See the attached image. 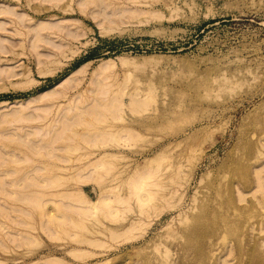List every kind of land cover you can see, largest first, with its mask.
<instances>
[{
    "label": "rangeland",
    "instance_id": "obj_1",
    "mask_svg": "<svg viewBox=\"0 0 264 264\" xmlns=\"http://www.w3.org/2000/svg\"><path fill=\"white\" fill-rule=\"evenodd\" d=\"M102 27H105L104 31ZM36 30L41 40L36 41L37 44L34 42L38 39L34 35ZM108 58L111 59L110 63L105 61ZM263 69L264 0H0V264H42L49 259L54 264L56 258V262L62 264H145L142 263L147 262L145 259H151L150 264H156L161 259L164 245L165 250L171 251L169 259L179 264L186 261L185 258L193 257L192 247L202 241L210 255L205 264H249L250 257L256 254L263 258L264 224H260V219L264 215V207L257 201L260 192H256L258 195L252 193L255 187L252 166L264 169V137L263 140L261 138L264 134V108L261 106L264 105ZM257 76L259 81L255 79L253 82L251 79ZM244 79L249 83L245 84ZM242 80L244 85L240 82ZM48 89L51 90L42 93ZM111 98L114 104L120 98L125 104L115 106ZM135 99L138 102L142 99L144 103H138L137 107ZM102 100L106 103L103 104ZM129 100L131 103L136 102L135 105L130 104ZM178 102H181L180 106ZM69 103L79 107L67 111ZM257 114L261 117L259 120H256ZM148 120H152V123ZM121 124L128 128L120 129ZM100 127H104V130ZM255 128H258V133H252V130L256 131ZM249 141H253L251 148L247 146ZM176 142L180 145L177 146ZM174 143L175 150H171ZM256 150H260L258 155L263 156L255 158ZM102 151L115 153L117 157H108L101 161L102 164L95 163L87 167L86 163L85 169L82 162H87ZM156 153L162 157L156 155L162 159L159 162L164 164H161V168V165L158 168L154 166L156 169L146 166L145 171L140 170L141 173L149 171L143 176L150 178L144 179L147 188L142 184V189H147V193L142 190V195H148V192L157 191L158 188L162 190L154 192L153 195L156 193L157 197L155 195L148 203L151 206H144L147 209L139 215L136 207L139 196H133L136 186L133 189L125 188L124 182L129 181L128 187H133V181L139 174V171L135 173L134 167L138 168L150 161ZM242 155L250 157L247 164L251 180L248 190L241 188L245 198L240 201L235 189L232 193L229 189L233 185L235 188L242 187L239 182L243 181V177L241 179L238 175L241 181L234 180L236 175H228V171L235 162L242 160ZM71 158L73 160L69 161ZM233 158L235 160L231 162ZM254 159H257L256 163ZM67 164L71 166L68 172L72 173L69 182L56 189L50 187V179L59 182L64 180L62 177L66 170L58 167ZM78 165L83 166L84 172ZM76 168L81 175L86 173V176L79 175ZM173 169L177 170L176 173ZM261 172L264 173V170ZM179 173L188 174L187 177L183 176L184 179L181 178L184 180H180L181 186L175 184ZM217 184L223 186L221 190ZM112 185L116 191L109 189ZM77 187L91 200H95L106 187L113 195H117L119 190L121 195L127 197L129 208L115 206V203V208H121L112 207L109 211L102 206L98 209L101 212L86 208L87 213L82 214L85 211L78 209L82 207L77 202L75 204ZM173 188L177 192L170 195ZM58 189L75 190V194L71 192L68 196L70 200L74 197L73 203H68L70 200L64 195L61 196L66 199L57 196L56 201L48 195L42 199L43 202L38 197V203L33 204L35 199L37 201V191L50 193ZM30 190H36L37 194L34 192V196ZM228 191L230 194H227ZM26 192H30L29 196H26ZM12 195L16 198H12ZM116 195L108 196L114 198ZM225 195L233 199L236 210L229 208V211L222 207L223 200L228 199ZM6 196L11 198L6 200ZM24 196L28 197L25 201L27 204L23 203ZM49 199L52 203L46 202ZM53 202L59 205L60 212ZM165 202L172 203V206L174 204V208ZM202 202L207 203V211L204 209V213H208L205 226L212 229L205 233L206 237L202 236V241L197 239L191 242V250H187L181 259L180 248L185 243L182 230L185 225L182 227L180 220L188 219L183 224L191 222L192 225L188 223L189 227L195 225L197 219L193 216L200 212ZM28 203H32L33 208ZM34 205L44 208L42 213L50 211L44 212L42 217L38 216L33 210L37 209ZM71 206L75 210L78 208L74 211ZM197 208L199 212L195 211ZM217 211H229L226 213L230 220L227 226L221 224L219 218L216 219ZM27 212H31L32 216ZM61 212L63 216L60 217ZM93 212L95 214H91ZM47 214L49 219L54 218L51 219L53 223L56 221L55 224L66 227L68 233L57 232L59 229L54 233L52 224H49L51 220L48 219V223L45 221ZM177 215L182 218H177ZM2 217H5L4 221ZM137 217L142 221L137 224L138 228L135 226L132 230L137 239L123 242V236L120 235L122 229ZM71 218L81 219L77 221L84 228L70 226ZM21 220L26 228L21 225ZM27 222L34 229L29 230ZM42 223H46V229ZM166 225L170 226L167 228ZM165 226L167 230H164ZM49 228L52 229L51 233L47 231ZM108 230L117 236L113 237ZM166 231L168 234H165ZM175 232H178L177 236ZM171 233L175 234L176 239ZM109 234H112V239L108 238ZM169 234L172 236H167ZM172 237L174 241L170 242ZM168 238L171 239L168 241ZM206 238H209L208 241L213 240L208 243H213L210 248ZM77 239H97V243H79ZM241 244L243 247L245 245L246 250ZM158 246L161 251L157 249L156 253ZM75 247L86 251L76 256L73 252Z\"/></svg>",
    "mask_w": 264,
    "mask_h": 264
},
{
    "label": "bare ground",
    "instance_id": "obj_2",
    "mask_svg": "<svg viewBox=\"0 0 264 264\" xmlns=\"http://www.w3.org/2000/svg\"><path fill=\"white\" fill-rule=\"evenodd\" d=\"M103 3V2H102ZM98 4V3H97ZM125 12H126V10H125ZM105 28V27H104ZM103 27H102V29L101 30H103L104 29ZM104 31V30H103ZM105 31H108V29L107 30H105ZM34 35H35V37H36V39L37 40H34V42L36 43V41H41L40 40V35H39V31L38 30H36L35 32H34ZM34 43V44H35ZM37 44V43H36ZM36 46V45H35ZM34 46V47H35ZM150 58V57H149ZM134 59V58H133ZM105 61H109V63L111 62V59L110 58H108V59H105ZM104 61V62H105ZM103 62V63H104ZM264 70V69H263ZM263 70H262V73H263ZM261 73V72H260ZM245 75H247V73L245 74ZM249 75V74H248ZM250 76V75H249ZM251 77V76H250ZM249 77V78H250ZM252 77H254V76H252ZM251 77V78H252ZM263 77V76H262ZM261 77V78H262ZM222 78V77H221ZM223 79V78H222ZM254 79V80H253ZM253 79H251L253 82H255V79L257 80L256 82H258L259 80H258V76H257V78H253ZM263 79H264V77H263ZM241 80V79H240ZM248 80V79H247ZM250 80V81H251ZM244 81H245V79H244ZM244 81L242 80V81H240V82H243V84L242 85H244ZM251 81V83H253ZM260 81H261V79H260ZM264 81V80H263ZM247 81H245V84H248V83H246ZM262 82V81H261ZM259 84H261V83H259ZM251 85V84H250ZM253 86H254V84H252ZM245 86H247V85H245ZM255 86H256V84H255ZM258 86V85H257ZM264 86V85H263ZM55 87H57V86H55ZM248 87H249V85H248ZM51 89H48V90H46V91H43L42 93H47L48 91H50ZM254 93V92H253ZM256 93V92H255ZM261 93V92H260ZM116 94V93H115ZM255 95V94H254ZM253 96V95H252ZM257 96V95H256ZM263 96V95H262ZM113 97L114 98H118V96L116 97V96H114L113 95ZM142 97V96H141ZM106 99V101H107V98H105ZM104 99V100H105ZM130 99H131V97H130ZM260 99H261V97H260ZM109 100V99H108ZM121 98H120V101H118L117 102V100H116V102L117 103H115V104H121V105H124L125 103L122 101L121 102ZM137 99H135V101H136ZM139 100V99H138ZM106 101H105V103H106ZM111 103H113L112 101H114L112 98H111ZM131 101H134V98L133 99H131ZM131 101L129 100V102H130V104H132V105H135L134 103H136L137 102V107H138V103L141 105V103L140 102H142V99H141V101L140 102H138V101H136V102H133V103H131ZM262 101V100H261ZM115 102V101H114ZM120 102V103H119ZM102 103H103V100H102ZM101 103V104H102ZM105 103H103V104H105ZM108 103V102H107ZM123 103V104H122ZM142 103H144V102H142ZM114 104V103H113ZM114 104V105H115ZM129 104V103H128ZM180 104H181V102H180ZM180 104H179V102H178V104L177 105H179L180 106ZM76 106L77 105H75V107H74V104L73 103H69L68 104V107H67V111L68 110H73L74 111V108H76ZM116 106V105H115ZM118 106H120V105H118ZM187 106H188V104H187ZM186 106V107H187ZM261 106H263V108H264V105H261ZM260 106V107H261ZM74 107V108H73ZM77 107H79V106H77ZM176 107V106H175ZM178 107V106H177ZM252 107V106H251ZM119 108H121V107H119ZM183 108V107H182ZM258 108V107H257ZM175 109V108H174ZM178 108H176L175 110H177ZM184 109V108H183ZM188 109V108H187ZM254 109V111H255V108H253ZM262 109V108H261ZM139 110V109H138ZM179 110V109H178ZM177 110V111H178ZM181 110V109H180ZM260 110V109H259ZM259 110H258V112H259ZM75 111H77V110H75ZM97 111V110H96ZM118 111H120V110H118ZM164 113H165V111L164 110H162ZM261 111V110H260ZM264 111V110H263ZM262 111V112H263ZM176 112V111H175ZM155 113V112H154ZM153 113V114H154ZM162 113V112H161ZM174 113V112H173ZM257 112H255V114H256ZM152 114V115H153ZM168 114V113H167ZM175 114V113H174ZM183 114V113H182ZM160 115V114H159ZM165 115V114H164ZM169 115H170V111H169ZM193 115V114H192ZM254 115V114H253ZM252 115V116H253ZM258 115V114H257ZM257 115H256V117H257ZM173 116V115H172ZM149 118L151 119V117L149 116ZM148 118V119H149ZM165 118V117H164ZM193 118V117H192ZM255 118V117H254ZM261 118V117H260ZM259 118V115H258V117L256 118V120L258 119H260ZM156 119V118H155ZM157 119H159V118H157ZM253 119V118H252ZM163 121H164V119H162ZM243 120V119H242ZM262 120V119H261ZM260 120V121H261ZM147 121V120H146ZM148 121H150V120H148ZM160 121V120H159ZM167 121V120H166ZM254 121V120H253ZM151 123H152V120L150 121ZM154 122H155V120H154ZM156 122H157V120H156ZM169 122V121H168ZM251 119H250V124H251ZM51 123V122H50ZM150 123V124H151ZM166 123V122H165ZM170 123V122H169ZM257 124H258V122H256ZM255 123V124H256ZM261 123V122H260ZM260 123H259V126H260ZM125 124V123H124ZM145 124H148V123H145ZM154 125H155V123H154ZM153 125V126H154ZM160 125V124H159ZM159 125H157V126H159ZM163 125V124H162ZM252 125H253V123H252ZM262 125H263V122H262ZM45 126H47V125H45ZM49 126H51V125H49ZM151 126V125H150ZM156 126V125H155ZM251 126V125H250ZM255 126V125H254ZM244 126H242V128H243ZM257 127V126H256ZM264 127V125L262 126V128ZM101 128V127H100ZM104 128V127H103ZM103 128H101L102 130H104ZM109 128L110 127H108L107 128V130H109ZM125 129V128H128L126 125H120V129ZM182 128V127H181ZM250 128V127H249ZM258 128H260V127H258ZM258 128H257V130H258ZM46 129V128H45ZM50 129V128H49ZM183 129V128H182ZM181 129V130H182ZM186 129V128H185ZM184 129V130H185ZM99 130V129H98ZM101 130V131H102ZM106 130V129H105ZM244 130V129H243ZM255 130H256V128H255ZM257 130L256 131H254V130H252L253 132L252 133H258L257 132ZM46 131V130H45ZM180 131V130H179ZM247 130H245V132H246ZM49 132V131H48ZM183 132V131H182ZM248 132V131H247ZM45 133H47V132H45ZM180 133V132H179ZM243 133V132H242ZM263 133V132H262ZM261 133V134H262ZM186 135H188V134H186ZM192 135V134H191ZM191 135H188V136H191ZM179 136V135H178ZM181 136V135H180ZM184 136V135H183ZM254 136V135H253ZM257 136V135H256ZM264 137V134L263 135H261V138H262V140H263V137ZM183 138H185V137H183ZM240 138V137H239ZM253 138V137H252ZM260 138V137H259ZM188 139H189V137H188ZM244 139V138H243ZM250 139V138H249ZM174 140V139H173ZM187 140V139H186ZM251 140V139H250ZM253 140V139H252ZM257 140H259V139H257ZM179 141V140H178ZM188 141V140H187ZM244 141V140H243ZM255 141V140H254ZM240 142V141H239ZM186 143V142H185ZM241 143V142H240ZM257 143H259V141L257 142ZM176 144H177V142H176ZM179 144V143H178ZM178 144H177V146H178ZM181 144H183V143H181ZM252 144H253V141L251 142V141H249L248 143H247V146L249 147V148H251L252 147ZM263 144V143H262ZM262 144H260V146L262 147ZM2 145V144H1ZM168 145V144H167ZM174 145V148L172 147L171 148V150H175V147H176V145H175V143L173 144ZM180 145V144H179ZM256 145V144H255ZM259 145V144H258ZM257 145V146H258ZM66 146V145H65ZM68 146H69V144H68ZM68 146H66V147H68ZM164 146V145H163ZM168 146H172V145H168ZM167 146V147H168ZM254 146V145H253ZM243 147V146H242ZM256 147V146H255ZM263 147H264V145H263ZM262 147V148H263ZM165 148V147H164ZM169 148V147H168ZM163 149V148H162ZM177 149V148H176ZM241 149H243L244 150V148H241ZM256 149V148H255ZM159 150V149H158ZM171 150H169L168 152H166V153H169ZM252 150V149H251ZM6 151V150H5ZM242 151V150H241ZM247 151V150H246ZM253 151V150H252ZM255 151V150H254ZM257 151V155H255V153H254V155H255V158H257L258 156H260V155H258V154H260V150H256ZM19 152H21V151H19ZM161 152L162 151H160V154H161ZM185 152V151H184ZM240 152V151H239ZM243 152V151H242ZM263 153H264V151H262ZM119 156H122V154H119V153H117ZM159 154V153H158ZM178 154V153H177ZM241 154V152L239 153V155ZM244 154V153H243ZM156 155H157V153L155 154V159H154V157L152 158V159H150V161H147V162H142V163H144L142 166H140V167H138V168H136V167H134L135 168V173H137V171H139L138 173V178H137V176L136 175H134V174H132V175H134V176H136V179H135V181H133V187L131 186V187H128L129 185V181H127V183H125L124 182V187L125 188H134V185L136 186L135 188H134V191H133V196L135 197V196H139L138 197V199H139V202H138V204H137V210H138V212H139V215L140 214H143V211H145L146 209L144 208V206L145 207H147V206H151V204L149 205L148 203H151L150 201L151 200H153V198H154V196L155 197H157V194L155 193V195H153L154 194V192H157L158 190H159V188L157 189V191H154V192H148V195H142V190H144V189H142V188H144L143 186H142V184H146V182H145V178H147V179H150V178H148L149 176H147V177H144L143 176V174H145V176H146V172H149V171H146L145 173H141L140 172V170H142V169H144V171H145V168H146V166H151V168L152 167H154V166H156L157 168L159 167V165H161V164H164L163 162H159V160L161 161L162 159H158V158H160L161 156L163 157L164 155H163V152H162V154H161V156H159V155H157V157H156ZM244 155H246V154H244ZM244 155H242V156H244ZM253 155V156H254ZM116 155H115V153H109V152H106V151H102V152H100L98 155H96L94 158H92V159H88V161L87 162H82L83 163V166H84V164H86L85 166L87 167V165L89 166V165H92V164H95V163H99V164H102V162H103V160H105L106 158H108V157H115ZM263 156V154L260 156V157H262ZM117 157V156H116ZM161 157V158H162ZM178 157V156H177ZM181 157V156H180ZM185 157V156H184ZM235 157V156H234ZM245 157V156H244ZM242 158V160H238L237 162H235V164H234V166H232V168H230L229 169V171H228V175L229 174H234V175H236L235 177H236V179L234 178V180H239V177L242 179V177H243V181H241V180H239V181H241V182H239L240 184H241V186L242 187H234V185H233V187H231L229 190H230V192L232 193V192H234V189H235V191H236V194L235 195H237V198H238V200H243L245 197H244V195H243V192H242V189L241 188H247L246 190H248L249 188V185H250V180L251 179H249V177H248V167H249V164H247V162L250 160V157H245V158ZM172 158H173V156H172ZM237 158H238V156H237ZM253 158V157H252ZM263 158L264 157H262V160H263ZM149 159V158H148ZM176 160H177V158H175ZM195 159V158H194ZM235 159H236V157H235ZM234 158H233V160L231 161V162H234V160H235ZM240 159V158H239ZM244 159V160H243ZM260 159V158H259ZM73 159L71 158V160H69V161H72ZM78 160H81L80 158L78 159ZM172 160V159H171ZM170 160V161H171ZM175 160V161H176ZM180 160H181V158H180ZM255 160V159H254ZM254 160L252 161V162H254ZM257 160V159H256ZM256 160H255V163H256ZM262 160H260V161H262ZM66 161H68V158L66 159ZM102 161V162H101ZM101 162V163H100ZM153 162V163H152ZM191 162H193V161H191ZM230 162V163H231ZM139 163V162H138ZM155 163V165H153ZM169 163V162H168ZM167 163V164H168ZM177 163V162H176ZM99 164H96V165H99ZM167 164H165V166L167 165ZM178 164H180V163H178ZM191 165L193 164V163H190ZM227 164V163H226ZM233 164V163H232ZM257 164H259V163H257ZM256 164V165H257ZM262 164V163H261ZM169 165V164H168ZM167 165V166H168ZM177 165V164H176ZM190 165V166H191ZM252 165V164H251ZM6 166V165H5ZM79 166H81V165H78V167ZM83 166H81V167H79V169L81 170L82 169V172H84L83 170ZM84 166V167H85ZM137 166V165H136ZM164 166V165H163ZM170 167H171V165H169ZM168 166V167H169ZM173 166V165H172ZM189 166V165H188ZM192 166H194V165H192ZM262 166H263V164H262ZM86 167H85V169H86ZM145 167V168H144ZM156 167H154L155 169H156ZM162 167V165L160 166V168ZM169 167V168H170ZM259 167V166H258ZM58 168H61V170H66V173L64 172V171H62L63 172V174L65 175V176H63L62 178L64 179L62 182H59L58 180H53V179H50L52 182H49L50 183V187H54V189H56V187H58V186H63L68 180H69V178L71 179V175L70 174H72V173H69L68 171L71 169V166L70 165H66V166H61V167H58ZM251 168V167H250ZM252 168H253V176H254V179H253V182H254V185H255V187H254V190H253V192L252 193H256L257 191L258 192H260V194H261V196H260V198H259V200H257L259 203H261V204H263V206L262 207H264V175H262V173L263 172H261V170H264V169H258V168H256L255 166H252ZM262 168V167H261ZM77 169V168H76ZM137 169V170H136ZM147 169V168H146ZM163 169H164V167H163ZM168 168H166V170H167ZM176 169V168H175ZM175 169H173V170H175ZM187 169H189V168H187ZM78 170V169H77ZM162 170V169H161ZM161 170H160V172H161ZM134 171V170H133ZM132 171V172H133ZM158 172H159V170H157ZM176 171L177 170H175L174 172L176 173ZM250 169H249V173H250ZM68 172V173H67ZM78 172H80L79 170H78ZM156 172V171H155ZM186 172H188V171H186ZM190 172V171H189ZM210 172V171H209ZM17 173H18V171H17ZM134 173V172H133ZM173 173V172H172ZM207 173V172H206ZM205 173V175H207ZM5 174V173H4ZM3 174V175H4ZM13 174V173H12ZM82 173L80 172V174L79 175H81ZM84 174V173H83ZM148 174V173H147ZM150 174V173H149ZM148 174V175H149ZM180 174L181 173H179V175H178V179H176V181H175V179L173 180V178H170V179H172L173 180V182L175 181V184L177 185V186H181V181L180 180H182L181 178H183L184 179V177L183 176H188V174H186V175H182L181 174V176H180ZM190 174H191V172H190ZM264 174V173H263ZM7 175H9V174H7ZM160 175V174H159ZM177 175V174H176ZM233 175V176H234ZM239 175V177H237ZM5 176V175H4ZM15 176V175H14ZM81 176H86V173L84 174V175H81ZM80 176V178H82ZM157 176H158V174H157ZM169 176H171V175H169ZM204 176V175H203ZM2 177V176H1ZM129 177H131V174L129 175ZM159 177V176H158ZM191 177V176H190ZM62 178L60 179V180H62ZM84 178V177H83ZM134 178V177H133ZM174 178H176V176L174 177ZM203 178V177H202ZM233 178V177H232ZM4 179V178H3ZM3 179H1V180H3ZM127 179H128V177H127ZM126 179V180H127ZM132 179V178H131ZM131 179H129L130 181H131ZM169 179V180H170ZM201 179V178H200ZM229 179H230V176H229ZM229 179H227V181H229ZM172 180H170V181H172ZM10 181V180H9ZM147 181V180H146ZM184 180H182V182H183ZM231 181H232V179H231ZM8 182V181H7ZM13 182V181H12ZM69 182V181H68ZM71 182V181H70ZM148 182V181H147ZM222 182V181H221ZM226 182V181H225ZM252 182V181H251ZM9 183H11V182H9ZM30 183V182H29ZM131 183L132 182H130V185H131ZM228 183H230V181L228 182ZM232 183V182H231ZM234 183V182H233ZM232 183V184H233ZM236 183H238V181L236 182ZM238 183V184H239ZM31 184H32V182H31ZM34 184V183H33ZM144 184V185H145ZM148 184L149 183H147V186H148ZM231 184V185H232ZM13 185V184H12ZM24 185H26V184H24ZM35 185V184H34ZM67 185V184H66ZM159 184L157 183V186H158ZM217 185H219V184H217ZM237 185V184H236ZM235 185V186H236ZM252 185V184H251ZM2 186H5L4 184L2 185ZM11 186V185H10ZM23 186V185H22ZM38 186V185H37ZM49 186V185H48ZM162 186V185H161ZM174 186V185H173ZM220 186V190H221V188L223 187L222 185H219ZM224 186H226L225 184H224ZM17 187V186H16ZM25 186H23V188H24ZM30 187H31V185H30ZM33 187V186H32ZM49 187V188H50ZM108 187V186H107ZM106 187V188H107ZM110 187V186H109ZM108 187V188H109ZM113 187V188H112ZM145 187H146V185H145ZM159 187H160V185H159ZM251 187H253V186H251ZM8 188V187H7ZM6 187H5V189H7ZM28 188V187H27ZM38 188V187H37ZM44 188V187H43ZM42 188V190H44ZM48 188V187H47ZM59 188V187H58ZM71 188V187H70ZM104 189V190H101L100 191V193H99V195L97 196V198L95 199V200H91V199H89L87 196H86V194L84 193V191L81 189V188H76V196L74 195V197H75V204H76V202H77V204L80 206V207H82V208H78V209H80L81 211H82V209L85 211V212H81V211H79L80 213H82V214H85V213H87V211H86V208H88L89 210L91 209V211L93 210L94 212L96 211H100V210H98V209H100V207H105L107 210H109V211H111L112 210V207L114 208V209H117V208H119L120 206L123 208V207H128L129 208V203H127L126 201H127V197H125V195H121L120 193V191L118 190L117 191V195L116 194H114V195H116L114 198H112V197H109V196H114L113 194H111V192H109L110 190H112L113 191V189H115L116 187H114L113 185L111 186V188H109L110 190H108V188L107 189ZM147 188V187H146ZM145 188V189H146ZM213 188V187H212ZM217 188H219V187H217ZM217 188H216V190H217ZM4 189V188H3ZM20 189V188H19ZM40 188H38V190H39ZM50 189H52L53 190V188H50ZM130 189H128V190H130ZM226 189V188H225ZM8 190H10V189H8ZM47 190V189H46ZM106 190V191H105ZM108 190V191H107ZM117 189H115L114 191H116ZM127 190V191H128ZM147 190V189H146ZM146 190H144L146 193H147V191ZM149 190V189H148ZM160 190H162L161 188H160ZM159 190V191H160ZM164 190V189H163ZM36 191V190H35ZM35 191H33V190H30V192H32V194L34 195V192ZM73 191H75V190H62V189H58L57 191H54V192H50V193H43V192H40V191H37V192H39V194H37V192H35V195H36V198H37V201H35L34 199H33V197H32V199L34 200L33 201V204H34V202H36V203H38V200L39 199H41V201H42V199L43 198H47V196L48 195H50V198L51 199H55V197L56 198H58V197H60L61 195H64V196H66L67 197V200L69 201L70 200V198H68V196H70L71 195V192H73ZM130 191H132V190H130ZM129 191V192H130ZM218 191H219V189H218ZM217 191V192H218ZM2 192H3V190H2ZM6 192V191H5ZM11 192V191H10ZM30 192H26V196H29V194L28 193H30ZM107 192H109V194L107 193ZM177 192V190H176V188H173V189H171V192L169 193L170 195H174L175 193ZM222 192V191H221ZM220 192V193H221ZM230 192L228 191L227 192V194H230ZM8 193V192H7ZM14 193V192H13ZM24 193V192H23ZM74 193V192H73ZM73 193H72V195H73ZM128 193V192H127ZM210 193V192H209ZM0 194H1V192H0ZM75 194V193H74ZM78 194V195H77ZM107 194V195H106ZM129 194H131V192L129 193ZM160 193H158V195H159ZM168 194V195H169ZM222 194V193H221ZM257 194V193H256ZM6 195V194H5ZM25 195V194H24ZM34 195V196H35ZM109 195V196H108ZM132 195V194H131ZM166 195H167V192H166ZM169 195V196H170ZM216 195H218V194H216ZM220 195V194H219ZM223 195V194H222ZM253 195H255V194H253ZM258 195V194H257ZM21 196V195H20ZM26 196H24V197H26ZM31 196V195H30ZM52 196H54V198L52 197ZM58 196V197H57ZM162 196H163V193H162ZM161 195H160V197H162ZM225 196H227V195H225ZM246 196V195H245ZM251 196H252V194H251ZM7 197V196H6ZM5 197V198H6ZM10 197V196H9ZM9 197H7V199L6 200H8V198ZM12 198H14L13 197V195L11 196ZM10 197V198H11ZM38 197H39V199H38ZM61 197H63V196H61ZM74 197H72L73 198V200H74ZM159 197V196H158ZM165 197V196H164ZM167 197V196H166ZM212 197V196H211ZM220 197V196H219ZM222 197V199L224 198L223 196H221ZM236 197V196H235ZM15 198H16V196H15ZM14 198V199H15ZM28 197H26L25 199H24V201H23V203L25 204L26 202L25 201H27L28 199H27ZM63 198H65V197H63ZM116 198V199H115ZM136 198V197H135ZM134 198V199H135ZM168 198V197H167ZM166 198V199H167ZM173 198H175V197H173ZM178 198V197H177ZM206 198V197H205ZM204 198V199H205ZM226 198H228L227 200L226 199H224L223 200V205H222V203H221V205H222V207H224V209L225 210H227V209H229V208H233V210H236L235 209V207H234V203H233V199L231 198V197H226ZM253 198V197H252ZM255 198V197H254ZM13 199V200H14ZM27 199V200H26ZM66 199V198H65ZM115 199V200H114ZM156 199V198H155ZM158 199H160V198H158ZM157 199V200H158ZM165 199V201H168V200H166ZM169 199V198H168ZM170 199H171V197H170ZM193 199V198H192ZM196 199V198H195ZM204 199H202L203 200V202H204ZM211 199V198H210ZM219 199V198H218ZM18 200V199H17ZM23 200V199H22ZM31 199H29V201H30ZM46 200V199H45ZM64 200V199H63ZM62 199H61V201H63ZM73 200H70V202H68V201H65V202H68V203H73L72 201ZM118 200V201H117ZM180 200V199H179ZM179 200H178V202H179ZM10 201V200H9ZM21 201V200H20ZM28 201V202H29ZM51 202L52 200H47L46 202L48 203V202ZM55 201H56V199H55ZM57 201H59V200H57ZM115 201H117V202H115ZM206 201V200H205ZM221 201V200H220ZM255 201V200H254ZM11 202V201H10ZM14 202V201H13ZM30 202H32V201H30ZM43 202V201H42ZM169 202H171V201H169ZM169 202H165L167 205H171ZM174 202V201H173ZM195 202V201H194ZM202 202V203H203ZM208 202V201H207ZM239 202V201H238ZM0 203H1V200H0ZM17 203V202H16ZM41 202H39V204H40ZM52 203V202H51ZM54 203H56V202H53V205H55ZM116 203V204H115ZM119 203V204H118ZM201 203V204H202ZM212 203L214 204V201H212ZM258 203V204H259ZM20 204V203H19ZM27 204V203H26ZM28 204H30V207L33 205L32 203H28ZM113 204H115V206L117 205H120L119 207H117V208H115V206H113ZM194 204V203H193ZM216 204V203H215ZM255 204H256V202H255ZM5 205V204H4ZM36 205V204H35ZM34 205V207H36ZM43 206H44V204H42ZM48 205V204H47ZM78 205H76V206H78ZM163 205V204H162ZM192 205V204H191ZM206 205H207V203H203L201 206H199L200 208V212H199V210H198V208H197V210H195V211H198L199 213H197L196 215H194L193 216V218L195 219H197V223L195 224V225H193V226H188V223L187 224H183V223H186L187 221H189L188 219H187V221L185 220V218H184V220H182L181 218V215H177L178 217L177 218H179V217H181V218H179V219H181L180 220V225L184 228L182 231H183V233L182 234H184V236H185V243L183 244V246H181V248H180V250H181V259H183V257L186 255H184V253H186V251L187 250H191V248H190V244H191V242H193V241H195V240H197V239H199V240H201L202 241V236L204 237H206V234L205 233H207L208 231L210 232L211 230L210 229H212L211 227L210 228H207L206 226H207V224H206V219L208 218V216H207V218H206V215L208 214H205L204 213V209L206 208ZM259 205V206H260ZM10 206V205H9ZM26 206V205H25ZM37 206H38V204H37ZM42 206V207H43ZM56 209L57 210H59L58 208V206L59 205H57V203H56ZM69 206V205H68ZM67 206V207H68ZM169 206H167V207H169ZM172 206V205H171ZM237 206H238V204H237ZM41 206L39 205V208L38 207H36L37 209H33L35 212H36V215H38V216H43V213L44 214H46V212H47V210L46 211H43V213H42V210L44 209H42V208H40ZM53 207V206H52ZM72 207V206H71ZM71 207H70V209H71ZM120 207V208H121ZM165 207V206H164ZM173 208H174V204H173V206H172ZM190 207V206H189ZM192 207V206H191ZM194 207H195V205H194ZM196 207H198V206H196ZM218 208V206H215V208ZM6 208V207H5ZM5 208H3V209H5ZM15 208V207H14ZM31 208H33V207H31ZM54 208V207H53ZM74 207H72V209L71 210H74V211H76L77 210V208H76V210L75 209H73ZM111 208V209H110ZM150 208V207H149ZM152 208V207H151ZM150 208V209H151ZM160 208H162V206L160 207ZM188 208V207H187ZM8 209V208H7ZM17 209H18V207H17ZM87 209V210H88ZM189 209V208H188ZM188 209H187V211H188ZM195 209V208H194ZM213 209V208H212ZM220 209H221V206H220ZM220 209H219V211H220ZM223 209V210H224ZM1 210V209H0ZM18 210H20V209H18ZM17 210V211H18ZM32 210V211H33ZM45 210V209H44ZM49 210V209H48ZM88 210V211H89ZM190 210V209H189ZM206 210V209H205ZM210 210H211V208H210ZM213 210H215V209H213ZM222 209H221V211H223ZM231 209H229V211H230ZM260 210V209H259ZM7 211V210H6ZM16 211V212H17ZM50 211V210H49ZM48 211V212H49ZM74 211H72V212H74ZM104 210H102V212H103ZM114 211V210H113ZM148 211V210H147ZM194 211V210H193ZM194 211V212H195ZM207 211V210H206ZM228 211V212H229ZM47 212V213H48ZM59 212H60V210H59ZM79 212H77V213H79ZM91 213V214H95V213ZM101 212V211H100ZM182 212V211H181ZM189 212V211H188ZM191 212V211H190ZM218 212V211H217ZM227 211H226V213H228ZM7 213H9V211L7 212ZM22 213V212H21ZM24 213V212H23ZM28 213V212H27ZM34 213V212H33ZM62 213V212H61ZM60 213V217L61 216H63V213L61 214ZM137 213V212H136ZM147 213V212H146ZM148 213H149V211H148ZM179 213H180V211H179ZM214 212L212 211V213H211V215L214 217V214H213ZM225 212H218V214H216V219L217 218H219V221H221L222 223L221 224H223L224 226H227L228 224H229V221H228V218H227V216L226 215H228V214H226ZM234 213H235V211H234ZM233 213V214H234ZM238 213V212H237ZM264 213V212H263ZM263 213H262V215H263ZM2 214V213H1ZM4 214V213H3ZM29 214V213H28ZM65 214V216L67 215L66 213H64ZM75 214V213H74ZM81 214V215H82ZM102 214V213H101ZM158 214H159V212H158ZM157 213H156V215L155 216H157L158 215ZM183 214V213H182ZM192 214V213H191ZM5 215V214H4ZM19 215V214H18ZM77 215V214H76ZM147 215V214H146ZM237 215V214H236ZM261 215V216H262ZM2 216V215H1ZM15 216H16V214H15ZM26 216V215H25ZM29 216L31 217L32 216V213L30 212V214H29ZM49 215L47 214V217H48ZM51 216V215H50ZM71 216V215H70ZM80 216V215H79ZM97 216V215H96ZM142 216H144V215H142ZM212 216H210V217H212ZM6 217V216H5ZM4 217V218H5ZM76 217V216H75ZM189 217V216H188ZM229 217H231V216H229ZM259 217V216H258ZM3 218V217H2ZM4 218H3V221H4ZM23 218V217H22ZM25 218V217H24ZM27 218H28V216H27ZM73 218V217H72ZM71 218V221H70V219H69V224H71L70 226H72V227H74L75 229H83L84 228V226H83V228H81L80 227V224H81V222H79V221H77V220H80L81 221V219H76V220H74V219H72ZM138 218V217H137ZM186 218H187V214H186ZM193 218H192V220H193ZM232 218V217H231ZM231 218H229V219H231ZM8 219V218H7ZM16 219V218H15ZM19 219H20V217H19ZM49 217L45 220L46 222L47 221H49V220H51V219H53L54 220V218H50L49 220ZM140 219L141 218H138V219H134V220H131L130 221V223L128 224V225H125V228L124 229H122L123 230V232L120 234V235H122L123 236V238H122V241L124 242V241H129V240H135V238L137 239V236L136 235H133L132 234V230L133 229H135L136 227H137V224L138 223H141L142 221H140ZM190 219V218H189ZM215 219V220H216ZM256 219V218H255ZM258 219V218H257ZM30 220V219H29ZM36 220V219H35ZM191 219H190V221H192ZM212 220V219H211ZM37 221V220H36ZM44 221V222H45ZM184 221H186V222H184ZM19 222V221H18ZM31 222V221H30ZM30 222H27V224L28 223H30ZM56 222V221H55ZM55 222L53 223L52 222V220L49 222V224H52V226H51V228L53 229H51V228H49V229H47V231L49 230H52V231H54V233H55V231H57L58 229V231L57 232H59L60 231V233L61 232H63L64 234L65 233H68V229L66 228V227H60L59 225H58V223H56L55 224ZM179 222V221H178ZM210 222V221H209ZM234 222V221H233ZM5 223V222H4ZM17 223V222H16ZM21 223H22V220H21ZM39 223V222H38ZM48 223V222H47ZM182 223V224H181ZM258 223V222H257ZM2 224V223H1ZM43 224V223H42ZM46 224V223H45ZM45 224H43V225H45ZM146 224V223H145ZM167 224H169V223H167ZM191 224V222L189 223V225ZM193 224H194V222H193ZM236 224V223H235ZM260 224H264V215L262 216V218L260 219ZM21 225H24L23 223L21 224ZM39 225V224H38ZM141 225V224H140ZM179 225V226H180ZM192 225V224H191ZM206 225V226H205ZM212 225V224H211ZM232 225V224H231ZM247 225V224H246ZM1 226V225H0ZM10 226V225H9ZM19 226V225H18ZM25 226V225H24ZM28 228H29V230L30 229H34L33 227V225L32 224H28ZM46 226V225H45ZM136 226V227H135ZM167 226V225H166ZM166 226H165V228H166ZM168 226H170V225H168ZM168 226H167V228H168ZM178 226V227H179ZM221 226V225H220ZM234 226V225H233ZM27 226H25V228H26ZM42 227V226H41ZM139 227V226H138ZM137 227V228H138ZM213 227H215V226H213ZM255 227V226H254ZM27 228V229H28ZM47 228V226L45 227V229ZM164 228V230H167V228L165 229ZM226 228H228V227H226ZM256 228V227H255ZM41 229V228H40ZM218 229V228H217ZM224 229H225V227H224ZM176 230H179V229H176ZM175 230V231H176ZM227 230V229H226ZM226 230H224V231H226ZM245 230V229H244ZM243 230V231H244ZM260 230H261V227H260ZM264 230V229H263ZM14 231H16V230H14ZM25 231V230H24ZM32 231V230H31ZM40 231V230H39ZM45 231V230H44ZM52 231H50V233L52 232ZM108 231H110V230H108ZM223 231V230H222ZM11 232V231H10ZM112 231H110V233H111ZM116 231H114V233H115ZM173 232V231H172ZM179 232V231H178ZM178 232H177V234H176V232H175V234H176V236L178 235ZM258 232V231H257ZM27 233H30V232H27ZM50 233H48L49 235H52V234H50ZM168 234V231H166L165 232V234ZM212 234H213V232H211ZM211 233H209V234H211ZM220 233V232H219ZM259 233V232H258ZM112 234H113V232H112ZM112 234H109V237L108 238H110V235H112ZM116 234H117V232H116ZM162 234V233H161ZM172 235H174V237H175V239H176V236H175V234H173V233H171ZM171 234H169V235H167V236H170ZM179 234H180V232H179ZM251 234V233H250ZM253 234V233H252ZM171 235V236H172ZM208 235V234H207ZM255 235V234H254ZM257 235V234H256ZM113 237H116L117 235H112ZM170 236V237H171ZM218 236V235H217ZM252 236V235H251ZM112 237V238H113ZM118 237H119V233H118ZM179 237V236H178ZM177 237V238H178ZM182 237V236H181ZM180 237V239L182 240V238ZM256 237V236H255ZM112 238H110V239H112ZM210 238V237H209ZM209 238H206V240L207 239H209ZM253 238H254V236H253ZM257 238V237H256ZM21 240H23L22 239V237L20 238ZM90 239H92V238H90ZM115 239V238H114ZM169 239H171V238H168V241H169ZM172 241H170V242H173L174 241V238L172 237ZM179 239V238H178ZM177 239V240H178ZM211 239H213L212 237H211ZM215 239V238H214ZM255 239V238H254ZM165 240V239H164ZM241 240H243V239H241ZM87 241V243H93V244H95V241H96V243H97V239H94V240H84V239H77L76 240V242H79V243H81V242H86ZM99 241V240H98ZM176 241V240H175ZM179 241V240H178ZM211 241H213V240H207V244L208 243H211ZM257 241V240H256ZM263 241V240H262ZM100 242V241H99ZM164 242V241H163ZM166 243H167V241H165ZM184 242V241H183ZM243 242V241H242ZM260 242V241H259ZM23 243V242H22ZM104 243V242H103ZM161 243V242H160ZM175 244H176V242H174ZM173 243V244H174ZM149 244V243H148ZM162 244V243H161ZM171 244V243H170ZM173 244H171V245H173ZM174 244V245H175ZM262 244H263V242H262ZM100 245H102V242H101V244ZM149 245H151V244H149ZM149 245H148V247H149ZM209 245V244H208ZM208 245H205V247L206 246H208ZM211 246L213 245V243L212 244H210ZM210 245H209V248H210ZM242 245V244H241ZM147 246V245H146ZM160 246H163V245H160ZM165 246V245H164ZM164 246L161 248L162 250H164L163 251V253H160V261H158V262H155L156 264H174V262H172L169 258L171 257H169V253L171 252V251H169V250H165V248H164ZM148 247H146L147 249H148ZM176 247V246H175ZM175 247H174V250H175ZM178 247H180V246H178ZM242 247H243V245H242ZM244 247H245V245H244ZM243 247V248H244ZM6 248V247H5ZM167 248V247H166ZM206 248H208V247H206ZM218 248V247H217ZM230 248V247H229ZM247 248V247H246ZM158 249V251H161V250H159L160 249V247L158 246L156 249H155V252L156 253H158V251H156ZM168 249H171L170 247L168 248ZM192 249H193V257L196 255L197 256V258L196 259H194L192 256H191V258H185V259H187L186 261H181L179 264H205V262H207V260H209L208 258H210L209 256L210 255H208V251H206L205 250V248H204V243H203V241H202V243H199V245H197V246H193L192 247ZM213 249V248H212ZM177 250V249H176ZM209 250V249H208ZM244 250H246L245 248H244ZM250 250V249H249ZM256 250H257V248H256ZM82 251H86V250H82ZM80 249H77L76 247H75V250L73 249V252L74 253H76V256H78V254H83L84 252H82ZM72 252V253H73ZM79 252H82V253H79ZM175 252V251H174ZM244 252H246V251H244ZM78 253V254H77ZM88 253V252H87ZM178 253V252H177ZM212 252H209V254H211ZM230 253V252H229ZM248 253V252H247ZM251 253H252V251H251ZM90 254V253H89ZM213 254V253H212ZM215 254V253H214ZM219 254V253H218ZM246 254V253H245ZM255 254V253H254ZM263 254V253H262ZM75 255V254H74ZM79 255V256H80ZM91 255V254H90ZM184 255V256H183ZM191 255V254H190ZM244 255V254H243ZM242 255V256H243ZM249 255V254H248ZM152 257H153V253H152V255H151ZM150 256V257H151ZM157 256V255H156ZM178 256V255H177ZM213 256V255H212ZM211 256V257H212ZM252 256V255H251ZM91 257V256H90ZM90 257H88V258H90ZM179 257V256H178ZM229 257H230V255H229ZM157 258V257H156ZM218 258V257H217ZM242 258H244V257H242ZM246 258V257H245ZM264 258V257H263ZM261 256H259V254H256V256H252V257H250V260H249V262L251 263V264H264V259H263ZM117 259V258H116ZM150 259V258H149ZM153 259V258H152ZM172 259V258H171ZM206 259V260H205ZM223 259L225 260V257L223 256ZM227 259V258H226ZM53 260H55V259H53ZM56 260H57V258H56ZM56 260L55 261H53V263L54 264H62L61 262H59V261H57L56 262ZM147 262H149L150 260H148V259H145ZM205 260V261H204ZM223 260V261H224ZM239 260V259H238ZM49 261L50 262H52V260H50L49 259ZM48 260H44L43 262H42V264H51L50 262H49ZM128 261V260H127ZM156 261V260H155ZM215 261V260H214ZM226 261V260H225ZM1 262V261H0ZM49 262V263H48ZM108 262V261H107ZM147 262H142V263H147ZM213 262V261H212ZM221 262V261H220ZM150 263H152L151 261L148 263V264H150ZM211 262H209V264H210ZM216 263V262H215ZM222 263V262H221ZM225 263V262H224ZM224 263H222V264H224ZM227 263V262H226ZM245 263H246V261H245ZM249 263V264H250ZM30 264H32V263H30ZM108 264V263H107ZM123 264V263H122ZM128 264V263H127ZM229 264V263H228Z\"/></svg>",
    "mask_w": 264,
    "mask_h": 264
}]
</instances>
